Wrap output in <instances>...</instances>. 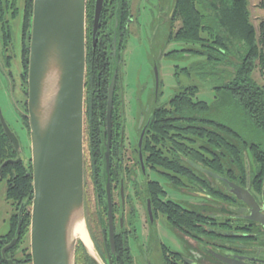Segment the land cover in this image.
Returning <instances> with one entry per match:
<instances>
[{
	"label": "trees",
	"instance_id": "16d2710c",
	"mask_svg": "<svg viewBox=\"0 0 264 264\" xmlns=\"http://www.w3.org/2000/svg\"><path fill=\"white\" fill-rule=\"evenodd\" d=\"M19 1L22 2L20 8ZM94 3L95 0L86 1L84 176L88 174L99 196L105 193L106 105L108 86L115 67L108 53L111 50L115 17H118L120 32L128 24L131 15L128 0H104L99 30L93 44L91 29ZM0 4L3 7L0 21H3L5 27L2 29L5 44L10 40L7 23L21 14L20 78L26 97L33 0H0ZM248 5L249 0H174L173 20L178 21V26L171 27L168 42H178L189 47L172 50L165 55L181 53L201 57L202 60L193 67L182 70L188 74L196 72L201 81L211 82L213 101L207 103L198 100L197 86L184 87L164 104L170 106V110H157L151 118L142 152L192 154L196 164L212 172L228 178L230 173L236 172L242 177L243 184L246 178L243 154H247L253 158L251 165L256 166L257 171L251 177V184L264 200V19L258 20L255 28L250 20ZM260 5L263 7V1ZM121 47L124 50V46ZM6 59L9 65L10 57ZM122 64L118 63L112 101L111 162L120 147L117 140L121 126L118 107L121 105L123 91L120 78ZM166 113L172 117H167ZM18 115L21 129L23 127L29 137L27 118L21 112ZM251 136L256 140H252ZM189 137L192 148H189ZM18 157V163L11 162ZM23 157V153L20 156L16 154L0 124V181L5 183V199L12 207L7 221L8 231L0 236V264H10L9 260L12 264H31L28 239L33 197L32 168L30 158L25 160ZM163 161L166 169H172L168 167L167 159ZM99 198L104 205L102 197ZM21 204V227L17 236ZM99 209L105 212V205L104 209ZM100 211L95 207V213ZM160 211L170 223L174 222V216L180 215L168 204H163ZM14 238L17 239L16 244L2 256V248ZM75 264H94L79 240L76 244Z\"/></svg>",
	"mask_w": 264,
	"mask_h": 264
},
{
	"label": "flooded vegetation",
	"instance_id": "af4514ba",
	"mask_svg": "<svg viewBox=\"0 0 264 264\" xmlns=\"http://www.w3.org/2000/svg\"><path fill=\"white\" fill-rule=\"evenodd\" d=\"M141 1L148 4L146 6L151 17L158 15L168 21L171 27L178 26V21L173 20L174 0ZM128 5L131 15L129 22L120 32H118L117 25L115 53L113 52V28L111 50L108 53V57L111 56V62L115 65L116 77L118 76V63H123V54L131 35L129 28L135 23L141 28L137 18L132 15L131 0H128ZM1 8L3 7L0 4V11ZM3 28H5L3 21H0V32ZM97 33L93 40L91 29L93 44H95ZM86 44L87 36L85 48ZM121 46H124V50L121 49ZM21 88H23L22 84ZM123 94L124 91H121V105L118 107L121 126L117 141L120 147L115 151L113 162L110 161L109 153L111 239L106 181L104 183L105 193L99 195L105 203V212L99 209L102 207L104 209V205L97 194L95 207H98V211H100L98 214L95 211L94 214L89 212L88 202L84 199L87 235L100 263L153 264L151 261L152 245H158L160 264H264V226L246 219L250 216V208L229 192L227 184L193 167L192 165L196 163L192 160V154L142 152L151 118L157 110H170L171 107L155 104L151 111L146 110V115L144 112L139 114L138 111L133 112V110H128L127 113ZM158 96L159 89L156 102ZM25 110L26 108L24 110L18 108L17 112L25 115ZM166 114L167 117H172L170 113ZM130 121L132 122L131 135L127 127ZM144 126L146 128L141 145L142 158L139 159L138 140ZM8 127L10 128L9 125ZM14 134L16 135V133ZM16 137L18 138L17 135ZM188 139L189 148H192L191 137ZM114 140L116 143V135ZM19 144L21 145L20 141ZM21 148L23 153V147L21 146ZM243 156L246 164L244 184L242 177L238 176L236 172L230 173V178L216 174L242 188H247L256 202L261 205L264 200L255 192V186L253 187L251 184L252 175L257 174L256 166L251 165L253 161L251 156L247 154H243ZM165 159L169 163L168 167L172 169L168 170L164 167L163 160ZM198 166L206 169L201 165ZM247 174H249V178H247ZM104 180H106V176ZM163 204L170 205L175 213L180 214L177 217L174 216L173 223L168 222L161 213L160 208ZM149 207L152 220L149 216ZM162 218L165 219L166 226L160 223ZM163 229L168 230L171 234L172 247L168 246L160 237Z\"/></svg>",
	"mask_w": 264,
	"mask_h": 264
},
{
	"label": "water",
	"instance_id": "95a60500",
	"mask_svg": "<svg viewBox=\"0 0 264 264\" xmlns=\"http://www.w3.org/2000/svg\"><path fill=\"white\" fill-rule=\"evenodd\" d=\"M86 1L33 0L27 70L25 116L29 127L32 191L29 248L31 264H75V228L84 216V89L86 75ZM104 0H95L92 37L99 28ZM113 52L116 50L117 16L114 22ZM155 99L159 77L154 65ZM116 70L110 79L106 105L104 160L108 201L109 234L112 237L109 188L111 108ZM0 124L18 156L19 140L0 111ZM146 126L138 140L139 159ZM20 157L11 162L18 163ZM198 170L221 180L235 198L250 208L246 219L264 226V202L259 205L247 188H242L196 164ZM248 168V167H247ZM249 178V174H247ZM18 226L21 227V211ZM150 219L152 215L148 208ZM94 264H99L82 242ZM17 242L2 248V256ZM11 263V261H9Z\"/></svg>",
	"mask_w": 264,
	"mask_h": 264
},
{
	"label": "rangeland",
	"instance_id": "374dc122",
	"mask_svg": "<svg viewBox=\"0 0 264 264\" xmlns=\"http://www.w3.org/2000/svg\"><path fill=\"white\" fill-rule=\"evenodd\" d=\"M131 2L132 15L137 18L141 28L136 23L129 28L131 35L127 42V48L123 54V64L120 68L124 105L127 113L128 110H133V112L138 111L139 114L144 112L146 115V110L149 109L151 111L155 104L167 103L172 96L190 85L199 88V93L196 96L198 100L211 103L214 96L213 91L210 89L212 87L211 82L201 81L196 72L188 74L185 71L187 68L193 67L198 61H201L202 58L181 53L165 55L167 52L187 48L189 45L184 46L182 43L168 42V36L171 31L170 23L158 17V15L151 17L147 3L141 0H131ZM254 3H257V1L249 0L248 9L251 23L256 28L258 25V20H256L258 8L253 6ZM21 4L22 2L19 1V8ZM6 29L10 31V40L7 44H5L2 31L0 32V111L11 130L18 136L24 150L23 158L26 160L31 157L30 141L26 130L23 127L21 129L17 112L18 108L21 110L25 109L24 103L27 100L24 89L21 88L22 81L20 78L21 14L15 19L9 20ZM6 57H10L9 65H7ZM154 65L157 66L159 77L157 102L155 100ZM254 77L258 78V75L254 74ZM132 122L130 121L127 126L130 135L132 133L130 129ZM251 139L256 140L254 136H251ZM128 146L130 147V145ZM84 187L86 188L84 190L88 202L87 209L91 214H94L96 191L88 174L84 176ZM11 213L12 207L5 199V183L0 181V236L8 231L7 221ZM139 216L141 215L139 214ZM160 223L166 226L164 218L160 219ZM160 237L168 246L172 247V237L168 230L163 229ZM152 247L151 261L153 264H160L159 247L158 245H152ZM90 250L91 254L97 258L99 264H102L98 260L93 247Z\"/></svg>",
	"mask_w": 264,
	"mask_h": 264
},
{
	"label": "bare ground",
	"instance_id": "6f19581e",
	"mask_svg": "<svg viewBox=\"0 0 264 264\" xmlns=\"http://www.w3.org/2000/svg\"><path fill=\"white\" fill-rule=\"evenodd\" d=\"M75 235L82 240V242L87 246L88 249H91V244L88 239V235L82 225H77L75 228Z\"/></svg>",
	"mask_w": 264,
	"mask_h": 264
},
{
	"label": "crops",
	"instance_id": "0c3cea01",
	"mask_svg": "<svg viewBox=\"0 0 264 264\" xmlns=\"http://www.w3.org/2000/svg\"><path fill=\"white\" fill-rule=\"evenodd\" d=\"M257 3H254L253 6L255 8H258V16L256 17V20H260L261 18L264 19V0H255ZM263 1V7L260 5V2Z\"/></svg>",
	"mask_w": 264,
	"mask_h": 264
}]
</instances>
